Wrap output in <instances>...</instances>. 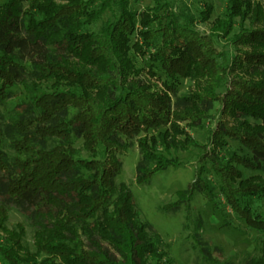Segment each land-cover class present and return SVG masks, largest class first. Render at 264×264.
Here are the masks:
<instances>
[{
  "label": "trees",
  "instance_id": "16d2710c",
  "mask_svg": "<svg viewBox=\"0 0 264 264\" xmlns=\"http://www.w3.org/2000/svg\"><path fill=\"white\" fill-rule=\"evenodd\" d=\"M153 1L155 7L140 16L132 6L141 0L0 3V107L15 87L29 96L14 114L0 111V264H174L161 250V237L150 235L140 219L130 188L116 183L121 156L135 147V180L142 186L159 172L182 167L174 154L202 149L228 207L264 234V217L247 202L264 197L262 0H229L210 35L195 31L194 18L184 17L182 24L164 0ZM115 9L116 21L86 31ZM236 18L241 24L250 20L253 28L233 39L236 56L229 63L215 38L229 35ZM132 54L145 59L143 67ZM180 79L197 86L202 80L204 86L179 94ZM51 82L52 91H44ZM223 85L226 93L220 94ZM217 105L220 121L209 144L201 146L182 125L203 128ZM229 140L240 149L225 162L220 151ZM241 168L257 175L246 178ZM205 174V167L199 169L163 210L189 214L196 193L218 209ZM7 201L33 209V249L24 224L7 227ZM202 229L198 217L195 246L215 262ZM247 264H264V239L259 256Z\"/></svg>",
  "mask_w": 264,
  "mask_h": 264
},
{
  "label": "rangeland",
  "instance_id": "374dc122",
  "mask_svg": "<svg viewBox=\"0 0 264 264\" xmlns=\"http://www.w3.org/2000/svg\"><path fill=\"white\" fill-rule=\"evenodd\" d=\"M6 0H0L4 3ZM229 0H164L169 8L179 17L184 24V17L194 18V29L202 35L212 34L211 25L217 19H224L227 12ZM264 5V0H262ZM155 7L153 0H141L138 4H133L132 9L140 16L147 9ZM211 7L212 13L208 19H204L205 11ZM161 14V13H159ZM203 16V17H202ZM119 13H106L102 19L94 26L86 28V31L98 32L106 22H114L118 19ZM235 26L232 32L215 38V46L219 53L226 56L231 63L236 56V49L232 44L233 39L238 36L242 29L253 28L251 21L246 20L240 23V18L234 20ZM136 40L134 36V41ZM134 61L139 68L145 64V59L140 55L132 54ZM222 62V59H219ZM157 74L164 75L159 65L156 66ZM203 81L197 83L190 79H180L178 82L179 94L189 93L191 90H201ZM52 82L44 86V91H52ZM13 98L0 107L4 114L12 115L15 107L23 101L28 102L29 96L22 87L12 89ZM220 94L226 93V86L223 85L217 90ZM221 118V106L217 105L211 112V117L205 121L203 128H191L182 126L201 145H208L211 131L217 126ZM82 142H77L76 146L81 147ZM240 145L232 140L228 141V146L220 151L226 162L230 155L239 151ZM5 152L8 157L13 156V152L5 145ZM203 150L192 148L185 153L174 154L179 158L182 167L178 169L169 168L166 171L157 173L149 185H138L136 183V166L139 161L138 149L135 147L128 154L121 156L123 172L117 178L116 183H125L134 195L135 204L140 212V219L149 224L150 235L157 234L162 239L161 250L166 252L174 264H247L250 258L260 254L261 242L264 234L248 228L243 220L235 215L228 207L224 197L219 193L220 178L216 176L211 165L202 161ZM205 167V179L211 182L215 188L219 208H214L199 193H196L191 203V212L188 214L185 209L177 213H168L163 207L177 201V193L185 190L195 180L197 172ZM241 172L246 178L256 176L257 173L249 172L241 168ZM254 214L264 217V197L261 199H250L247 201ZM9 208V218L7 227L13 229L17 224H24L27 229L26 243L33 249L35 213L31 207L23 204H16L11 201L6 202ZM200 217L203 222L201 230V240L209 245L215 262H208L202 256L199 248L195 246L193 234L196 220Z\"/></svg>",
  "mask_w": 264,
  "mask_h": 264
}]
</instances>
